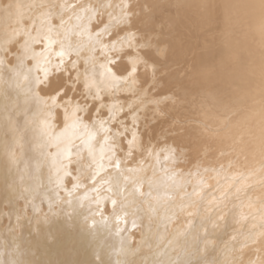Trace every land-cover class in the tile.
Listing matches in <instances>:
<instances>
[{"label": "bare ground", "instance_id": "bare-ground-1", "mask_svg": "<svg viewBox=\"0 0 264 264\" xmlns=\"http://www.w3.org/2000/svg\"><path fill=\"white\" fill-rule=\"evenodd\" d=\"M0 264H264V0H0Z\"/></svg>", "mask_w": 264, "mask_h": 264}]
</instances>
